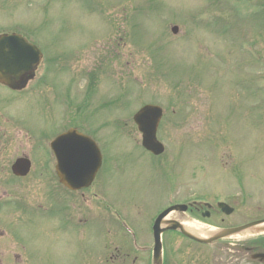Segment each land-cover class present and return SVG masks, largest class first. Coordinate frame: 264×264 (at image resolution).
I'll return each mask as SVG.
<instances>
[{
  "label": "rangeland",
  "instance_id": "obj_1",
  "mask_svg": "<svg viewBox=\"0 0 264 264\" xmlns=\"http://www.w3.org/2000/svg\"><path fill=\"white\" fill-rule=\"evenodd\" d=\"M263 25L264 0H0V32L16 26L44 51L23 93L0 87V232L1 223L10 232L0 238V264H13L9 250L22 264L99 263V227L114 228L116 208L120 220H132L135 238L169 200L216 207L219 197L245 199L248 191L246 203L228 200L235 210L227 221L263 215ZM148 101L165 113L161 161L135 140L131 116ZM74 123L100 140L107 162L93 188L60 193L62 204L74 203L72 220L56 209L49 142ZM22 155L31 170L15 178L9 167ZM99 185L113 207L107 213L89 212L101 208L93 195ZM105 236L112 238L110 229ZM165 241L168 254L185 262L191 248L182 236L167 233Z\"/></svg>",
  "mask_w": 264,
  "mask_h": 264
},
{
  "label": "water",
  "instance_id": "obj_2",
  "mask_svg": "<svg viewBox=\"0 0 264 264\" xmlns=\"http://www.w3.org/2000/svg\"><path fill=\"white\" fill-rule=\"evenodd\" d=\"M40 51L33 45L25 41L24 38L17 34L0 35V81L10 84L14 79L18 82H25L28 75L34 70L39 59ZM11 85V84H10ZM149 120L147 124V119ZM150 117V118H149ZM159 117V109L157 107L147 105L135 115V120L139 122L140 128L144 131V144L152 148L154 152H159L161 148L154 142L153 130ZM74 132L58 136L52 143L51 147L58 158V172L60 179L71 188L86 186L90 183L93 174L98 165V157L95 154L93 146H89L85 154L75 160L68 157V145ZM29 167V162L25 159H18L13 169L18 174H25ZM183 208V207H182ZM168 211V210H167ZM167 211L163 212L162 217ZM229 212L230 209H225ZM254 224V223H252ZM249 224L247 226H250ZM171 227H181L179 223H175ZM243 227L224 230L216 236H223L231 232L243 229ZM181 230L186 231L181 227ZM161 229L158 221L154 225L155 249L153 264H161Z\"/></svg>",
  "mask_w": 264,
  "mask_h": 264
},
{
  "label": "flooded vegetation",
  "instance_id": "obj_3",
  "mask_svg": "<svg viewBox=\"0 0 264 264\" xmlns=\"http://www.w3.org/2000/svg\"><path fill=\"white\" fill-rule=\"evenodd\" d=\"M223 219V218H221ZM147 256L149 255V253H147ZM106 260L110 261V264L116 263L115 261L118 260V264H126L128 263H132L135 264L136 262V257L132 255V252H130V250L128 249H123V247L119 248V246H115L114 250H107L106 251ZM130 261V262H129Z\"/></svg>",
  "mask_w": 264,
  "mask_h": 264
},
{
  "label": "bare ground",
  "instance_id": "obj_4",
  "mask_svg": "<svg viewBox=\"0 0 264 264\" xmlns=\"http://www.w3.org/2000/svg\"><path fill=\"white\" fill-rule=\"evenodd\" d=\"M194 224V225H193ZM187 228H189L190 230H193V231H195V229L196 228H198L197 227V225H196V223H185L184 224ZM196 226V227H195ZM196 234H198V235H205V231L204 230H202V229H199L198 228V230L195 232Z\"/></svg>",
  "mask_w": 264,
  "mask_h": 264
}]
</instances>
